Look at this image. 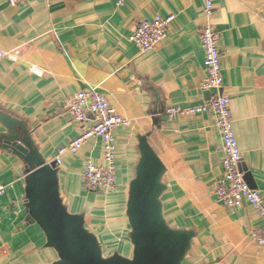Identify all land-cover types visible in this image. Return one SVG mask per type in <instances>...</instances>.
<instances>
[{
	"label": "crops",
	"instance_id": "1",
	"mask_svg": "<svg viewBox=\"0 0 264 264\" xmlns=\"http://www.w3.org/2000/svg\"><path fill=\"white\" fill-rule=\"evenodd\" d=\"M0 0V113L26 123L39 153L54 162L58 151L95 126L68 112L77 94L97 91L132 124L115 132L117 181L113 192L86 189L88 162L105 165L103 141L88 139L59 166L61 196L69 211L86 215L105 257L132 258L127 217L130 184L148 136L166 173L164 216L175 230L196 236L183 264H264V246L251 232L262 221L249 205L227 208L215 197L223 174L222 138L213 113L168 118L166 109L189 108L211 97L201 30L212 23L221 34L222 93L231 99L244 173L264 198V0ZM174 16L167 39L141 52L129 38L142 20ZM6 133L0 121V135ZM26 170L0 145V264H56L44 231L29 219Z\"/></svg>",
	"mask_w": 264,
	"mask_h": 264
},
{
	"label": "water",
	"instance_id": "2",
	"mask_svg": "<svg viewBox=\"0 0 264 264\" xmlns=\"http://www.w3.org/2000/svg\"><path fill=\"white\" fill-rule=\"evenodd\" d=\"M0 121L6 129L0 135V145L25 164L29 219L44 231L47 247L57 252L56 264L184 263L196 233L172 229L166 222L162 196L167 189L163 183L167 169L148 136L138 138L141 158L127 205L133 256L126 258L116 252L105 257L98 237L86 226V215L69 211L61 196L59 166L39 153L26 123L5 113H0ZM241 170L244 172L242 165ZM244 178L252 189H257L250 173H244Z\"/></svg>",
	"mask_w": 264,
	"mask_h": 264
},
{
	"label": "built area",
	"instance_id": "3",
	"mask_svg": "<svg viewBox=\"0 0 264 264\" xmlns=\"http://www.w3.org/2000/svg\"><path fill=\"white\" fill-rule=\"evenodd\" d=\"M6 1L11 6H19L29 0ZM204 11L208 20L211 21L215 15L212 0H204ZM174 20V16L142 20L135 26L129 40L141 52H151L167 39ZM200 35L205 51L206 67V78L202 84V89L208 91L211 98L206 103L194 107H168L166 115L171 119L194 117L206 113L215 115L216 126L223 142V174L216 183V200L219 204L230 209L244 205L252 207L260 216L262 226L259 230L252 231L251 237L258 245L264 246V198L260 191L252 189L245 181L244 172L241 170L242 153L234 130L231 99L222 93L224 78L220 49L221 34L210 22L202 28ZM4 57L5 54L0 51V61ZM68 112L74 121L82 124L92 117L95 126L70 145L60 148L54 162L60 166L62 157L66 153H76L92 137L101 138L105 165L97 166L91 162L86 163L84 170L85 185L90 192H113L116 189L117 181L115 132L120 128L130 127L132 122L121 116L107 97L97 91H85L77 94L69 101ZM6 191V186H0V196L4 195Z\"/></svg>",
	"mask_w": 264,
	"mask_h": 264
}]
</instances>
